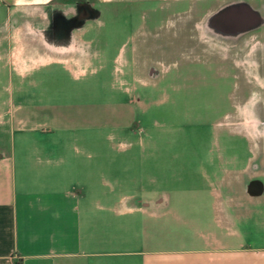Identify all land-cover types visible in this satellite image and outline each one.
<instances>
[{
	"label": "rangeland",
	"instance_id": "obj_1",
	"mask_svg": "<svg viewBox=\"0 0 264 264\" xmlns=\"http://www.w3.org/2000/svg\"><path fill=\"white\" fill-rule=\"evenodd\" d=\"M51 7L17 25L0 12V103L48 105L44 114L91 134V152L128 153L116 192L127 199L118 209H135L121 214L127 233L135 226L143 242L153 233V247L167 248V233L181 230L168 211L190 196L183 187L210 184L225 207L245 184L264 185V0L98 2L81 19L78 7ZM63 42L88 54L58 61ZM96 184L91 225L103 233ZM228 213L224 230L252 224Z\"/></svg>",
	"mask_w": 264,
	"mask_h": 264
},
{
	"label": "crops",
	"instance_id": "obj_2",
	"mask_svg": "<svg viewBox=\"0 0 264 264\" xmlns=\"http://www.w3.org/2000/svg\"><path fill=\"white\" fill-rule=\"evenodd\" d=\"M126 1L0 0V12L11 18L24 15L15 20L27 21L46 18L42 6L78 7L81 19V13L91 14V3ZM58 50V61L79 63L88 54L76 43L63 42ZM23 92L14 87L9 93ZM49 108L39 103H0V264H264L261 182L245 184L243 199L225 207L210 184L183 187L190 195L178 198L177 206L183 210L168 211L181 223V230L173 226L167 233V248H155L158 239L153 233L145 242L135 226V233H127L129 224L121 214L135 209L117 207L127 203L116 192L123 188L128 153L91 152V134H80V124L74 120L44 114ZM101 157L105 172L96 179ZM131 158L135 163L136 155ZM97 182L105 191L102 201L96 202L103 212V233L94 232L91 225V189ZM154 203L159 205V199ZM258 207L263 209L254 220ZM229 211L243 223L253 220L252 224L243 233L224 230V218L233 223Z\"/></svg>",
	"mask_w": 264,
	"mask_h": 264
},
{
	"label": "flooded vegetation",
	"instance_id": "obj_3",
	"mask_svg": "<svg viewBox=\"0 0 264 264\" xmlns=\"http://www.w3.org/2000/svg\"><path fill=\"white\" fill-rule=\"evenodd\" d=\"M80 17L82 18V17H87V13H81L80 14ZM15 18H25V16L24 15H19V17H15ZM15 18L13 17V18H11V17H9L8 16V21L10 22H12L14 25H17L18 23H26V21H23L22 19H18V20H15Z\"/></svg>",
	"mask_w": 264,
	"mask_h": 264
}]
</instances>
